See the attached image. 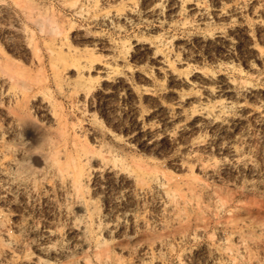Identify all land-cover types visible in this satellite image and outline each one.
<instances>
[{"label":"rangeland","instance_id":"374dc122","mask_svg":"<svg viewBox=\"0 0 264 264\" xmlns=\"http://www.w3.org/2000/svg\"><path fill=\"white\" fill-rule=\"evenodd\" d=\"M0 264H264V0H0Z\"/></svg>","mask_w":264,"mask_h":264},{"label":"bare ground","instance_id":"6f19581e","mask_svg":"<svg viewBox=\"0 0 264 264\" xmlns=\"http://www.w3.org/2000/svg\"><path fill=\"white\" fill-rule=\"evenodd\" d=\"M26 123H29V122H26ZM81 172H80V170H78V168H77V179L79 180L80 178H81ZM75 178V177H74ZM82 180V179H81Z\"/></svg>","mask_w":264,"mask_h":264}]
</instances>
